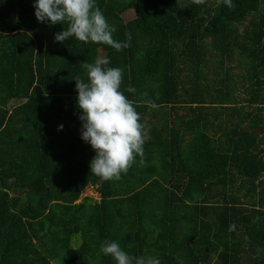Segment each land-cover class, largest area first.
<instances>
[{"label":"trees","instance_id":"16d2710c","mask_svg":"<svg viewBox=\"0 0 264 264\" xmlns=\"http://www.w3.org/2000/svg\"><path fill=\"white\" fill-rule=\"evenodd\" d=\"M35 2L0 0V264H116L105 241L161 264H264V0H96L114 39L131 34L121 51L55 41L67 22H39ZM105 57L150 126L107 181L75 81Z\"/></svg>","mask_w":264,"mask_h":264},{"label":"clouds","instance_id":"9594fccd","mask_svg":"<svg viewBox=\"0 0 264 264\" xmlns=\"http://www.w3.org/2000/svg\"><path fill=\"white\" fill-rule=\"evenodd\" d=\"M193 3L203 5L206 0H193ZM222 3L230 9L235 8L232 0H222ZM34 8L35 17L41 23L67 22V29L55 35L57 42L75 37L84 43L111 46L116 51L131 46L130 33H125L126 41L114 39L117 29L108 22L96 0H36ZM109 63L106 57L96 59L95 63H84L82 67L86 69L88 82L80 77L75 79L77 103L82 110L79 117L83 122L81 138L90 143L96 153L90 162V171L105 181L118 180L121 173L126 174L135 163L137 155L143 157V145L149 138L150 129L141 122V115L136 110L137 101L129 100L121 91L123 70L109 67ZM127 91L135 93L136 89L129 86ZM142 102L153 109L158 107L151 100ZM235 227L231 224L229 232L235 231ZM100 250L111 256L116 264H161L158 257L130 255L116 241H105Z\"/></svg>","mask_w":264,"mask_h":264},{"label":"rangeland","instance_id":"374dc122","mask_svg":"<svg viewBox=\"0 0 264 264\" xmlns=\"http://www.w3.org/2000/svg\"><path fill=\"white\" fill-rule=\"evenodd\" d=\"M123 18H124L125 21H128V20H131L133 17H132V14L128 11V12H126L123 15ZM86 195L91 196L94 200H98L99 199L98 195L94 194L91 189H88L84 193L83 197L86 196ZM53 264H57V263L53 262Z\"/></svg>","mask_w":264,"mask_h":264}]
</instances>
